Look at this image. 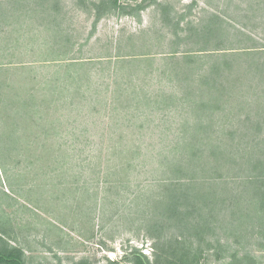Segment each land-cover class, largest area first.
Returning <instances> with one entry per match:
<instances>
[{"label":"rangeland","instance_id":"1","mask_svg":"<svg viewBox=\"0 0 264 264\" xmlns=\"http://www.w3.org/2000/svg\"><path fill=\"white\" fill-rule=\"evenodd\" d=\"M219 42L263 54L197 51ZM261 61L264 0H0L4 242L25 264L155 263L156 242L195 234L164 210L191 178L227 198L179 204L213 227L198 264H264V200L241 157L264 156Z\"/></svg>","mask_w":264,"mask_h":264},{"label":"trees","instance_id":"2","mask_svg":"<svg viewBox=\"0 0 264 264\" xmlns=\"http://www.w3.org/2000/svg\"><path fill=\"white\" fill-rule=\"evenodd\" d=\"M111 3H113L114 5H118V0H111ZM200 30L202 33H200ZM211 30L212 28L210 26V23H206L201 28H196L194 26L192 28V32H194L197 35L202 34L203 36L204 35L206 36ZM221 43H224V42H219L218 45L219 46L221 45L220 48L217 47V48H210V49H199L197 51L207 50V51H204V53L209 54V56H216L217 54H220V56H228L229 53H234L232 55H236V54L241 55L242 53L247 56L257 55L259 58L263 54V49L257 48L258 45H246V44L239 43L238 47L223 48L222 45L224 44H221ZM227 43H230V42H227ZM194 51L195 50H192L189 53L188 52L183 53V58L187 61L196 60V58L192 56L195 54ZM215 53L216 55H212ZM180 60H183V59H180ZM3 67H8V66L6 65L3 66L2 64H0V71H6L9 69V68L3 69ZM216 68L217 66H215V68H212L211 70H214ZM257 68L261 70V72H263L264 62L261 61V63L258 64ZM199 127L204 128L203 126H201V124H199ZM12 129H15V128H12ZM216 142L218 141L215 140L211 142V141H203L201 139H197L191 142L190 149H192L193 144L195 146L199 144L201 147H204V149H206L204 151L208 153L207 156L209 157L213 156V157L219 158L218 154L220 153V146L216 145ZM207 144H209L210 146H206ZM242 151L243 152H242L241 157H243V155L245 156L247 155L245 157V163L249 166L250 169L257 170V171H253V174H251L252 177L249 176V179H251V182H254V184H256L254 185L255 187L254 195H253L254 200H257V201L259 200L258 202H262L261 200H264V156L259 157L258 155H256L255 153L256 151L253 150L252 147H247L245 148V150H242ZM192 152L195 153V156L198 155L196 151H192ZM229 153L231 154L232 152L227 150V148H224L221 153V156H228ZM204 168L205 167H203L202 169ZM209 168H211V165L209 166ZM212 168L215 169L214 166H212ZM178 179H179L178 186L175 182H173L170 187L171 191L169 190L170 193L168 194V198L166 199L169 201L166 203L164 210L169 215V218L176 219L175 222L177 223L178 227L187 229L191 227L193 228L194 226L196 230L194 236L196 238L195 240L192 241L191 238L194 237L193 234L186 233L184 232V230H182L183 233H180L179 236H171V237H168L167 240H164L160 243L156 242L155 248L157 249V252L155 253V260H154L155 263L149 262L147 257L140 253V255L135 257L136 264H159V263L160 264H198L199 259L203 255V251H205L206 249H209L212 246V244L205 239L206 232L208 231L211 233L214 232L213 227L211 225L209 226L210 220L209 221L203 220V223H200V221L198 222L189 221L187 217L185 216L182 217V215L189 214L190 210H188L187 207L182 208L181 210V208H179L180 207L179 204L182 203L181 200H183V202L185 201L188 202L189 200H199V201H203L205 207L210 209V211L211 210L214 211L217 200H227V198H224L225 196H222V193L220 194L218 190L209 189L210 186L206 188L203 187V189L193 186L192 184H193L194 179H191V178H187L185 180H181V178H178ZM177 188L179 189L176 190ZM209 200H213L211 204L209 203ZM214 201L215 203H213ZM191 203L195 205L194 201ZM195 207L199 209L197 205H195ZM172 222L174 221L170 220V223ZM200 224L202 225L200 226ZM180 236L182 237L180 238ZM0 239L4 242L1 236H0ZM6 243L4 242L2 243L3 246H0V264H25L23 251L19 247H16V246H7ZM203 243H205L204 245L207 248H204L202 246ZM193 244H196V245H193ZM220 246L221 245L219 244L218 248ZM217 254H219V252ZM231 261L228 262V264H232ZM246 261L250 263L248 259H246ZM77 264H86V263L85 261H79ZM110 264H117V263L114 262Z\"/></svg>","mask_w":264,"mask_h":264}]
</instances>
